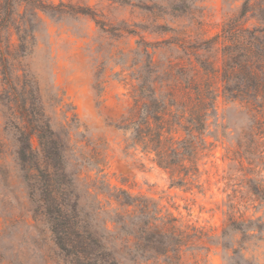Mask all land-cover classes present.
<instances>
[{"label": "rangeland", "instance_id": "374dc122", "mask_svg": "<svg viewBox=\"0 0 264 264\" xmlns=\"http://www.w3.org/2000/svg\"><path fill=\"white\" fill-rule=\"evenodd\" d=\"M44 1L55 8L26 11L25 5H16L11 27L1 23L7 12L0 16V44L5 49L23 53L19 25L31 29L32 41L21 58L9 56L5 63L0 57V264H69L48 221L36 211L18 158V138L39 113L63 140L75 144L76 159L84 154L103 158L101 190L93 166L68 168L90 176L89 184L77 186L86 207L97 199L107 209L115 207L109 196L115 188L154 197L184 224L213 235L188 250L183 264H264V230L258 237H244L243 249L237 252L235 241L241 234L220 238L233 204L239 211L236 216L261 218L264 229V193H254L255 187L264 186V130L253 132L252 111L219 92L205 132L211 145L200 154L201 175L192 186L174 184L152 155L127 146V135L119 128L131 107L134 77L146 69L150 57L162 62L172 54L184 56L164 41L186 30L212 37L239 16L246 0ZM174 3H181L179 13L172 14ZM251 14L247 25L264 26ZM172 27L175 31L162 32ZM33 141L37 145L36 137ZM110 217V212L100 213L94 229L115 257V224Z\"/></svg>", "mask_w": 264, "mask_h": 264}, {"label": "trees", "instance_id": "16d2710c", "mask_svg": "<svg viewBox=\"0 0 264 264\" xmlns=\"http://www.w3.org/2000/svg\"><path fill=\"white\" fill-rule=\"evenodd\" d=\"M263 1L246 0L239 16L229 19L221 32L212 37H201L196 30L163 29L164 33L175 31L164 42L183 51L185 57L172 54L160 62L152 56L146 69L134 77L131 107L119 128L127 135V146L152 155L151 160L169 171L176 185L192 186L201 175L200 154L211 145L205 132L219 92L252 111L255 134L264 130V26L247 25L249 12L250 17L264 21ZM180 4L171 6L172 14L181 11ZM16 5H25L26 11L30 8L48 12L55 8L44 0H0V16L7 12L1 20L5 28L15 21ZM1 30L0 25V34ZM17 31L23 53L19 55L17 50L10 51L0 44V57L5 63L9 56L17 59L26 55L32 42L28 26L19 25ZM209 51L214 55L204 53ZM147 55L151 53L147 51ZM10 67L13 69L12 64ZM26 130L18 138V158L24 177L31 198L38 205L36 211L48 221L69 264H125L126 259L129 264H183L188 250L197 249L204 238H212L209 230L184 224L154 197L134 195L126 189L115 188V194L109 195L115 201L113 208L107 209L99 199L86 207L77 186L89 184L90 176L82 177L81 169L69 172L68 168L73 164L80 168L93 166L99 182L97 188L101 190L103 158L94 160L84 154L76 159L72 148L75 144L53 131L43 113ZM33 137L37 138V145ZM258 187L253 192L264 193V186ZM89 188L87 193L92 194ZM230 208L220 238L241 234L235 241L239 245L234 250L237 252L243 249L244 237H258L264 229L261 218L236 216L237 206L233 204ZM102 212H110V221L115 224V257L103 242V235L94 229ZM250 230L258 233L249 234Z\"/></svg>", "mask_w": 264, "mask_h": 264}]
</instances>
